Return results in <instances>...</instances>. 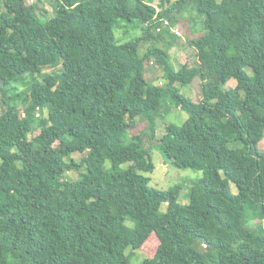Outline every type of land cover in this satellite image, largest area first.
<instances>
[{
	"label": "trees",
	"instance_id": "16d2710c",
	"mask_svg": "<svg viewBox=\"0 0 264 264\" xmlns=\"http://www.w3.org/2000/svg\"><path fill=\"white\" fill-rule=\"evenodd\" d=\"M155 2L54 0L47 18L0 0V264H131L150 242L141 264H264V0ZM185 12L205 27L178 70L147 43ZM197 78L194 102L178 85ZM173 109L183 125L164 124ZM155 149L203 173L188 204L150 186Z\"/></svg>",
	"mask_w": 264,
	"mask_h": 264
},
{
	"label": "rangeland",
	"instance_id": "374dc122",
	"mask_svg": "<svg viewBox=\"0 0 264 264\" xmlns=\"http://www.w3.org/2000/svg\"><path fill=\"white\" fill-rule=\"evenodd\" d=\"M160 1L161 0H156L155 5L158 6V3ZM170 1L176 2L177 0ZM26 4L28 7H33L34 5H36L37 12L39 14L46 13L47 18L51 17V15L53 14L54 0H43L41 2H37V0H26ZM204 27V18L196 15L195 13L185 12L184 17H181L176 27L171 30V34L162 36L158 41H149L147 45H157L162 49L168 50L173 60V64L178 70L184 65L188 67H194L198 64L196 50L187 42L191 39L201 36L204 31ZM142 34L143 30L141 28H123L117 31V38L120 42H125L131 38L141 36ZM174 34H178L175 40L173 37ZM248 72L251 73L250 69H248ZM146 78L157 85L164 84L163 72L160 68L157 67L154 60L151 61V63H149L146 67ZM228 85L231 87H235L237 85V81L233 79L229 82ZM178 87H180L182 94L191 98L194 102H199L202 99V86L201 81L198 78L195 79L191 84L185 86L178 85ZM2 99L3 93L2 91H0V109H2ZM187 118L188 114L186 112L180 109H173L171 113L166 117L164 124L175 123L181 126ZM164 127V125L160 127L158 131L159 136L163 135ZM144 128L145 125L143 123H138L136 129L133 132L139 133ZM39 133L40 131H38L36 134ZM155 143L156 140L154 143H150L149 146H152ZM259 146L261 150L264 151V140L260 142ZM81 157H83V155H73V158L77 161H79ZM152 158L155 165V170L153 173L148 175L151 178L150 186L158 190L166 191L180 185L182 187V190L179 203H181L182 205L188 204L189 191L192 186L203 177V173L201 171H195L192 169H180L174 166L172 163L166 161L164 155L157 149L152 151ZM127 166L128 165H123L121 168L126 169ZM106 168H112L110 162L106 164ZM78 177L79 172L76 171H71L66 174L67 179L75 180ZM232 189L233 192H237V189L234 185H232ZM161 210L162 212H166L167 206L164 205ZM258 223L259 222L256 221L254 225ZM156 247L157 244H153L150 242L147 246H145L144 249H142V251H136L135 257L131 259V264H141L143 260L147 258L148 251L152 250V248L154 250Z\"/></svg>",
	"mask_w": 264,
	"mask_h": 264
},
{
	"label": "built area",
	"instance_id": "2783aa9c",
	"mask_svg": "<svg viewBox=\"0 0 264 264\" xmlns=\"http://www.w3.org/2000/svg\"><path fill=\"white\" fill-rule=\"evenodd\" d=\"M178 33V32H177ZM179 34V33H178Z\"/></svg>",
	"mask_w": 264,
	"mask_h": 264
}]
</instances>
